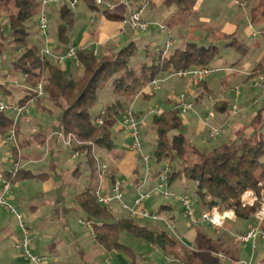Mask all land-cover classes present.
Masks as SVG:
<instances>
[{"label": "trees", "instance_id": "1", "mask_svg": "<svg viewBox=\"0 0 264 264\" xmlns=\"http://www.w3.org/2000/svg\"><path fill=\"white\" fill-rule=\"evenodd\" d=\"M84 1L91 7L102 8L94 0ZM150 1L133 0V6L139 8L143 2ZM197 2L198 0L163 1L168 8L177 7L183 19L193 15ZM11 3L16 8L15 11H11ZM59 3L57 11L61 22L58 24L57 33L61 46L65 47L70 42L68 31L75 22V10L71 9L67 0ZM239 3L247 8L250 21L260 25L261 32H264V0H239ZM250 3H253L251 7H249ZM41 4L42 0H0V15L4 11L8 12L7 24L3 25L0 22V57L7 53L8 43H13L15 48L20 50V54L13 60L12 67L18 73L25 74L23 82L27 93L19 103L24 104L34 97L37 85L43 82L45 95L62 110L59 130L65 133L73 132L78 140L84 142L78 149L89 151L86 157L91 179L86 189L78 193L75 199L78 208L84 210L88 218L94 220L93 228L99 244L110 250L119 249L130 252L129 247L120 241L121 233L129 231L137 238L157 245L166 251L167 255L178 253L179 250H176V247L180 243L177 237L143 225L130 216L117 218L109 206L97 202L94 194L97 169L92 144L96 145V152L99 149L108 152L113 150L115 142L113 125L131 106L141 88L153 80L179 70L203 66L217 67L215 62L221 51L216 41H226L224 44L227 47L234 49L242 56L249 53L250 46L237 33L218 34L209 44L197 39L188 40L176 47L171 44L170 51L166 53L164 48L159 47V50L157 48L155 52H152L150 47L146 46L145 58H142L137 66L133 65V61L139 56L141 50L135 41L117 50H105L97 54H94L95 48H79L77 57L81 72L78 76H74L53 58H43L41 55L45 45L41 39L44 36L39 31L38 22L39 33L31 30L35 24V16L39 10L41 11ZM102 10L109 19L126 20V15L113 13L107 8ZM155 26L156 24L152 25L151 29ZM9 37L11 41H8ZM148 57L151 63L146 61ZM236 64L237 62L227 66L232 67ZM262 74L264 75V62L258 63L248 77L253 78ZM109 83L112 84L118 97L94 115L92 110L98 102L99 94ZM198 86H205L204 93H213V90L207 87L205 80L199 82ZM42 97L37 99L36 105L46 109L42 103ZM220 103L223 101L217 102V109L227 111V103L225 102L223 108L220 107ZM262 113L263 110H260L251 120L252 131L249 134L240 133L235 139H226L211 149L201 150L198 152L199 158L192 162H186L187 159H185L188 153L187 135L176 132L183 126L181 110L175 105L161 114L153 115L152 127L156 133L154 162H170L167 173L168 187L175 190L176 185H180L184 188V192L189 193L187 190L190 183L194 184L196 187L194 193L198 199L196 208L202 209L198 212L220 205L225 209L234 210L238 219H254L260 203L243 206L241 197L247 189H253L261 195L264 188V184H260L264 182V116ZM97 118L102 119L103 123H97ZM12 130H15L17 136L19 124H14L12 115L6 111H0V133L9 138ZM14 150L18 151L16 147ZM179 161H182L181 166L178 165ZM140 167L141 165L137 167L138 172ZM5 176L8 180L15 181L32 177L34 174L20 168L15 175L10 171ZM114 177L116 176H109L110 180ZM138 180L141 182L142 179L139 177ZM161 210L162 208H159L157 212L161 214ZM183 251L187 256L188 264H219L220 262L217 256L219 250L215 245H202L196 250L185 248ZM260 261L264 264V257Z\"/></svg>", "mask_w": 264, "mask_h": 264}, {"label": "crops", "instance_id": "2", "mask_svg": "<svg viewBox=\"0 0 264 264\" xmlns=\"http://www.w3.org/2000/svg\"><path fill=\"white\" fill-rule=\"evenodd\" d=\"M163 1L164 0H151L150 2H143L140 4V7L145 4L143 12L144 17L147 20L149 19L151 21L154 20L155 22H159L160 17L165 15V9H163V7L166 6ZM57 4V2H51L45 6L46 10H48L46 13L49 17V23L50 11L58 12ZM232 4L239 6L242 5L245 7L244 4L237 3L236 0L231 2V5ZM87 5L88 7H91L88 3ZM91 8L93 15L89 20L90 24H95V22H93V17L97 18L98 24L96 27H93L92 30L88 29L85 24L80 25L77 30L72 33L69 29L68 36L70 42L68 45L73 44L78 48L100 47L101 51H105L111 49L117 50L122 47V43L124 41L128 40L126 44L131 41H135L139 47L141 45V49L146 46H153L155 52V49L159 48L156 43L148 42V40L140 42L139 38L133 37L132 33L125 25L124 20L109 19L102 8ZM126 10H128V8L124 5H118L112 8L111 12L126 15ZM220 11H222V4L219 1L216 2L215 0H198L195 5L193 15L187 20H183L180 12L177 11L179 16L178 20L174 21V19L171 18L165 24L168 27L167 31L170 30L171 32L173 46L175 45V42L180 43L181 45L191 39L201 40L206 37L209 39L211 38L214 41L218 34L237 33L244 41H246V38L249 40L246 41L250 46V51L247 54L248 57L257 52L259 48L257 46H259L261 41L259 38H253L252 34L255 29L253 28V23L250 21L248 11H245V14H247L248 17L244 21L237 15V13H235L233 17H228V19L217 23L216 27H214L213 14L220 13ZM75 23L76 20L74 24ZM159 32L166 33L161 31L160 28ZM181 32H186L185 38L183 37L184 35H181ZM41 39L45 46L46 44H52L53 49L57 51L65 50L68 46H61L58 39V33L57 42L50 30H48L47 37H42ZM254 46L257 47L255 50H253ZM101 51L98 50V52ZM258 52V56L253 59V61H256L255 63L247 61L243 65L239 62L232 67H228L229 65L218 66L228 68L225 70V72H227V76L222 81V88L228 86L229 81H234L236 82L235 84L242 83V90L239 94L241 100L243 101V104L239 106V115L242 116L232 118L233 120L230 123L227 119H222L221 114H219L213 122L215 125L223 126L222 135L225 136V140L237 138L240 131L245 134H249L252 131L251 121L249 126L245 125L246 123H244V121L251 115L255 116L260 110H263L264 112L263 102L261 107L258 108L257 113L254 112L253 114H249V107H252L251 102L254 106V104L257 103L254 100L260 95L264 96V91H262L260 87L254 86L252 79L248 77L254 66L260 62H264V50ZM149 59L150 57L147 58V60ZM60 64H62V67L74 76H78L81 72V65L72 58H67ZM240 66L241 69H239ZM1 68L0 102L19 103V101L27 93L26 85L24 82L16 78V71L13 67L12 69H9L6 65ZM16 74L19 75L17 72ZM198 83L199 82L195 84L197 87L196 105H198L200 110H204V108L208 107H206L208 104L207 95L209 96L212 94L204 93L205 86H198ZM190 85H192L191 81H188V86ZM206 85L209 89L215 91V86L211 85L209 81H206ZM145 90L136 95L135 100L131 103V105L137 104L139 107L137 113L141 117L146 116L144 123L146 122L152 124L153 115L148 114L152 108H148L146 106V102L149 101L150 98L145 96H147L148 93L154 96V91L148 92V90ZM17 94L20 95V98L15 100L13 96ZM170 98L171 96H169V100H171ZM215 98V106L217 102L223 101V103H220V107L223 108L225 101L223 99H218V97ZM247 105L249 107H246ZM38 109L40 111L44 110L39 107ZM6 112L9 114L8 111ZM222 112L225 111L222 110ZM244 114L248 115L242 118ZM31 115V113L24 115L19 122V131L16 136L19 144L18 151L14 150L15 144L13 140L0 133V188L3 178L6 177L5 174L12 171L16 163H19L20 168L23 171H30L34 174L32 177L11 181L12 184L14 183L15 185H13L11 191L13 189L15 190L12 192L10 191V197L8 199L10 203L20 210L19 212L22 214L24 220L33 232L35 237L33 250L47 255L48 259L46 264H145L144 262H138L137 253L133 248L121 241V236L120 241L129 247L130 252H125L119 249H107L98 243L94 230H89L86 226L80 224L79 222L78 223L86 229L73 230L70 228L66 220H64L63 217L61 218L60 215L62 212L59 208H57V202H61V199L64 200L66 197H62L63 195H60V198L55 196V193L54 196L52 195V193L57 188H61L60 186L64 183L63 177H60V180L57 181V166H60L61 164L64 166L72 164V160L75 158L72 157V152L70 150L68 154L62 153L59 149L60 141L58 138L54 137V135H51V131H48L47 133L38 132L32 138L26 137L25 131L27 132V130L31 127V123L34 122V118H32ZM34 126L35 125L32 127ZM122 131L124 130L119 125L116 131L118 135L113 133L115 138L113 150L110 152L103 150L106 151V154L108 155V157L104 158L109 164L107 183H110L109 176L113 175L120 177L123 181L124 189L126 190L127 200L131 202L136 196V186L139 183V176L137 175L139 158L130 147L129 134H127V139H123V141L119 137ZM201 133H203V131L200 128L197 129L196 137H200L202 135ZM13 162H15V164ZM11 163L14 167L6 169L5 167ZM75 165L76 167L69 172H72L75 176H77V174H79L80 166L77 164ZM66 168L67 167L64 168V173L68 172ZM157 174L158 173H154L149 177V179L153 180L154 183L156 182ZM90 179L91 175L88 173L85 181H83L81 187H79L80 190L78 189L79 191L77 193H72L70 201L66 202L68 208H72V206H74V208H78L75 196L86 189L90 183ZM149 179L146 183V187L152 188L155 184L149 183ZM33 180H38L40 185L30 184V181ZM174 203L168 202L162 204L159 208H162L161 215L176 225L175 233L168 229L162 221H159L161 223H158L159 225L157 228L160 227L159 230L165 231L171 236H175L179 239L180 244L176 247V250H179V252L177 251L178 253L167 255L166 251L159 247L163 253V261H161V263L155 262L154 264H165L167 258L173 259V261L168 264H188L186 259L187 256L183 253V250L185 248L196 250L202 245H215L219 250L218 253H224L227 256V258L218 257L220 261L229 259V255L225 252L227 250L235 256L234 259H232V264H239L238 256L240 255L241 246H247L249 242L238 243L235 239L230 240V238H225L223 240L221 237H214L211 234V231L215 230V227L210 224H200L201 226L196 228L189 227L186 223L184 210L179 213L182 206L176 202ZM144 205L149 208V200L146 201ZM159 208L154 211L159 210ZM111 209L117 218H122L119 212L125 210L121 208L119 203H114ZM198 210L201 211L202 209L198 207ZM125 212L126 216L124 217L129 216V213L127 211ZM231 222L233 223L232 227L237 229L239 233H243L246 232L251 225L256 223V218L254 217V219L249 220L236 218L234 220H229L227 224H230ZM227 224L225 229L230 228H228ZM20 235L21 228L17 216L6 207L0 205V264H29L28 260L21 254V252L15 248V243L20 238ZM152 245L157 246L155 244ZM251 250L253 255L255 250L252 246Z\"/></svg>", "mask_w": 264, "mask_h": 264}, {"label": "rangeland", "instance_id": "3", "mask_svg": "<svg viewBox=\"0 0 264 264\" xmlns=\"http://www.w3.org/2000/svg\"><path fill=\"white\" fill-rule=\"evenodd\" d=\"M216 2H220L222 4V11H220V13H215L213 14V25L214 27H216L217 23L222 22L223 20H226L231 17H233L235 15V13H237L238 16H240V18H242V20H246L247 19V14H245V11H247L246 7H243L242 5H231V2L235 1V0H215ZM60 3H58L57 5H59ZM253 5V3H250V6ZM162 7V6H161ZM177 7H163V9H165V15H162L159 19V22H155L154 20H147L144 15H143V19L147 20V21H151L154 22L156 24V26L152 29H150L147 32H138V33H134L129 29V26L125 23V25L127 26V28L130 30V32L132 33L133 37L135 38H139L140 42H144L146 40H148V42L151 43H156L159 47L164 48L165 44L168 40L173 39L170 30L167 31L166 33H160L159 32V28L160 25H165L166 22L173 18L174 21L178 20V14H177ZM160 9V8H159ZM16 8L14 7V5L11 3V11H15ZM45 11L46 7L44 8ZM40 13V10H39ZM39 13L35 16L34 20H35V24L33 27H31V30L34 33H39V31L37 30V22L39 19ZM49 13V12H48ZM7 15L8 12L4 11L2 12V14L0 15V22L3 23V25L7 24L8 19H7ZM93 15V11L91 7H88L87 3L85 1H81L78 3L77 8L75 10V20L76 23L70 28V32H74L77 30V28L82 25L85 24L88 29L92 30L93 27H96V25L98 24L97 18L93 17V22H95V24H90V18ZM159 15V14H158ZM50 16V27L49 30L51 31V34L54 35V37L56 38L57 42V28H58V24L61 22L60 17L58 12L55 11H50L49 13ZM130 16V12L129 10H126V19L128 20ZM192 15H188L187 18L182 19L183 20H187L189 17H191ZM84 20H83V19ZM82 19V20H81ZM158 21V20H157ZM84 22V23H83ZM125 22V21H124ZM184 22V21H183ZM166 26V25H165ZM167 27V26H166ZM168 28V27H167ZM253 28L256 31H261V26L258 24H253ZM186 32H181V35H184L183 37L185 38V34ZM181 37V36H180ZM191 38V37H190ZM211 39V38H210ZM208 37L201 39L202 43L205 44H209L211 42H213V39L210 40ZM246 41H249L247 38L245 39ZM8 41H11V37H9ZM260 44L257 50V52L253 53L250 57L246 56H242L240 53H238L237 51H235L232 48L227 47L224 43L225 41H216L215 43L219 45L220 47V56L217 58L216 62H215V66H220V65H230L233 64L235 62L239 63L241 62L242 65L245 64L247 61L253 62L255 63L256 61H253V59H255L258 56V51L264 50V40L260 39ZM127 41H124L122 43V46H124ZM141 44V43H140ZM173 45V41L171 43ZM48 47H50L51 49H53L52 44H46ZM180 45V43L175 42V47ZM182 45V44H181ZM8 50L7 53H5L3 56L0 57V60L3 62L2 66H8L9 69H12V62L14 59H16V57L20 54V50L16 49L15 46L13 45V43H8ZM256 46L253 47V50H255L257 48ZM98 50L101 51L100 47H97ZM112 50V49H111ZM140 54L139 56L135 57V61H133V65L137 66L138 64L141 63L142 58H145V48L141 49V45H140ZM150 51L154 52V47L150 46ZM170 51V48L168 49L167 52ZM154 55V53H152ZM4 59V61H3ZM148 63H151V59L146 60ZM0 67V70L2 69ZM255 67V66H254ZM241 69V66L240 68ZM17 72V71H16ZM15 72V76L16 78H18L20 81L23 82V76H21L18 72L19 75H17ZM227 76V72L225 71H217L212 73L211 75H209L205 80L209 81V83L213 86H215L216 89H214L215 91H213L212 96L214 95L215 97H218V99L220 100H224L226 103H228V109L225 112H222L220 110L217 109V107H214L215 110V114L216 116H218L219 114H221L222 119H227V121H231L233 120L232 118H238L240 113V107L243 104V101L241 100L240 95H236L235 91L236 88L239 87L240 88V92L242 90V86L240 84H235L236 82L234 81H229L228 86L222 88V81L224 78H226ZM257 76L250 78L253 79L256 78ZM161 79H163V81L161 82V86L162 88L158 91H154V96H152V94H147V96L145 97H149V101L146 102V106L148 108H154L155 106H159L160 108L167 110L170 108H173L175 106V104L177 103V98L179 97V95L181 93H185L187 95V98L189 101L194 102V104L196 105V94H197V87H196V83L197 81H195L194 79L191 78H180V77H176V76H170V74H165L162 75L160 77ZM188 81H191L190 86H188ZM21 84V83H20ZM148 86V84H147ZM143 87L141 88V90L138 92L140 93L143 90H148V92H152L153 90L150 89L149 87ZM256 86V85H254ZM258 87L261 88V90H264V84L262 85H258ZM145 90V91H146ZM24 95V94H23ZM169 96H171V100H169ZM15 100H18L20 98V95H15L13 96ZM117 94L115 93V91L113 90V86L111 83L107 84L106 87L100 92L99 94V99L98 102L96 103V105L94 106L92 113L98 114L104 107H106L108 104H111L116 98H117ZM214 97V98H215ZM256 99H258V102L254 104V106L252 105L251 102V106L249 107L248 105L246 107H249V114H253L254 112L257 113L258 108L261 107L262 103L264 102V96L260 95L258 96ZM42 103L43 105L46 107V109L40 111L37 107V105H33V107L31 108V117L34 118V122L31 123V127L27 130V132L25 131L26 137L28 138H32L36 133L38 132H42V133H47L48 131H51V135H54V137L58 138L59 142V149L62 151V153H67L69 152V149L67 148V146L64 144V142L62 141L61 138H59L57 135H55V132L59 131V122L61 119V115H62V110L60 107L56 106L47 95H44V97H42ZM211 100H209V96L207 95V102L208 104L206 105V107L208 106V108H204V110H200L198 105H196V112H202L200 114L196 113L195 111H188L186 113H182L181 112V117L183 118V126L177 130L176 132L180 133H184L185 135H187L188 137V153L186 155L187 161L186 162H192L195 161L199 158L198 156V152L201 150H206V149H211L212 147L220 144L221 142H223L225 140V136L224 135H220L214 139H209L208 136V127L206 125H204V123L202 122V117L205 115V113L208 111V109H211ZM216 101V98H215ZM214 101V102H215ZM254 102V101H253ZM233 104L237 105V112L234 114L230 113V109L232 108ZM133 109L134 111L138 112V105H133ZM9 114L12 115V113L10 111H8ZM29 113V114H30ZM34 115V116H33ZM248 114H244L242 118H244V116H246ZM264 115V112H263ZM215 116V118H216ZM254 115H251L250 117H248L247 122L246 120L244 121V123H246L245 125L249 126L250 121L253 119ZM214 118V119H215ZM214 119L212 120V124H214ZM117 120V122L113 125L112 130L113 133H115V135L117 134V128L120 125V121ZM33 125H35L34 127H32ZM215 125V124H214ZM152 124L149 123H144L143 127H142V134H143V139H144V143H145V151L149 154H152L154 156V149H155V145H156V133L154 128L152 127ZM230 127V126H229ZM201 129L203 131V133H201L202 135L200 137H196V133H197V129ZM147 131V132H146ZM239 133H243L244 132L240 131ZM127 134L125 131H122V133H120V138L123 141V139H127ZM118 135V134H117ZM119 138V139H120ZM13 143V142H12ZM135 153V152H134ZM136 154V153H135ZM97 155L99 156V158H106L108 157V155L106 154V151L103 150H99L97 151ZM139 158V157H138ZM72 164H69L67 166L64 165H60L57 166V181L60 180V177L64 178V183L62 184V186H60L61 188H57L52 195L54 196H58L60 197V195H63L62 197H66L64 200L61 199V202H57V208L60 209L61 213V218L63 217L64 220H66V222L69 224L70 228L73 230H84L86 229L84 226L80 225L78 223V219H85L88 218L87 213L80 209V208H74V206H72V208H68L66 202L70 201V196L72 195V193H77L80 189L79 187H81L83 181H85L86 179V175L89 173L90 174V169H89V165H88V159L86 156H80L77 159H73L72 160ZM15 164V162H13ZM167 163L170 162H160V163H156V162H152L151 164V170H152V174L154 173H158L161 169L165 168ZM182 161L178 162V165L181 166ZM80 166V170H79V174H77V176H75V174H73L71 171L72 169H74L76 167V165ZM138 165L140 167L139 172L137 173V175L143 179L144 175L146 173V169L145 167L141 164V160L138 159ZM10 167H14L11 164L7 165L5 168L9 169ZM65 167H67L66 169L68 170V172H65ZM161 172V171H160ZM82 174V175H81ZM75 176V177H74ZM149 183L155 184L153 180L149 179ZM30 184H39L40 182L38 180H33L30 181ZM14 183L12 184L11 182V188H13ZM15 186V185H14ZM79 189V190H78ZM82 189V188H81ZM163 189V188H162ZM184 188L180 185H176L175 190L178 192H184L183 190ZM15 189H13L12 191H14ZM195 190L196 187L194 184L189 185V189L187 190L189 193L187 194H191L194 203H195V208L198 204V199L196 198L195 195ZM11 191V192H12ZM65 194V195H64ZM7 199H9L10 194H7ZM61 198V197H60ZM168 202H176L174 200L171 199H166L162 196H160L159 194L154 195L153 198L149 199V208L150 210L153 212L154 210L158 209L159 206H161L162 204L168 203ZM177 203V202H176ZM175 204V203H174ZM179 204V203H178ZM181 206V204H180ZM71 207V206H70ZM117 207V206H116ZM183 207L182 209H180L179 213L183 212ZM20 211V210H19ZM121 217L126 216V212L125 211H121L119 212ZM185 219H186V223L189 227H199L201 225H192L188 219V217L185 215ZM24 218V217H23ZM236 219V218H235ZM136 221H138L139 223L143 224V225H148L152 228H156L157 230H159L160 227L157 228V226L159 225L158 223L160 220L158 221H154V220H150V219H140V218H136ZM64 222V221H62ZM228 222V221H227ZM226 222V224H227ZM226 224L222 227V228H215V230L211 231V234L214 237H221L223 240L225 238L230 240H234L235 236L239 234V232L237 231V229H235L234 227H232L233 223L231 222L230 224H227L229 229H225ZM232 227V228H231ZM161 231V230H160ZM121 241L127 245H129L131 248H133L135 250V252L137 253L138 256V262H144L145 264H154L156 263H161V261H163V253L161 251V249L157 246H153L151 243L144 241L142 239L137 238L135 235H133L132 233H130L129 231H123L121 233ZM230 243V242H228ZM239 243V242H238ZM251 246H252V242H249V244H247V246L242 245L241 246V251H240V255L238 256V262L239 264H241L244 261H248L250 260V258H252L254 261L259 262L263 257H264V239H258L257 240V249L255 250L254 254L252 255V250H251ZM227 249V248H224ZM229 256V259H225V260H221L219 262V264H232V259H234L235 256H233L230 252H228L227 250L225 251Z\"/></svg>", "mask_w": 264, "mask_h": 264}, {"label": "built area", "instance_id": "4", "mask_svg": "<svg viewBox=\"0 0 264 264\" xmlns=\"http://www.w3.org/2000/svg\"><path fill=\"white\" fill-rule=\"evenodd\" d=\"M62 0H42L41 11L38 19V28L41 34L44 37H47L49 30V17L46 11L44 10L45 6L50 2L59 3ZM69 1L70 7L72 10H76L78 3L80 0H67ZM95 3L107 9H112L118 5H124L128 8L130 12L129 19L125 20V23L129 26L132 32H147L151 29L152 25H155L154 22L147 21L143 19V12L145 8V4H143L139 8H134L133 0H94ZM239 3V0H236ZM160 30L163 32L167 31V27L165 25H160ZM253 38L257 39L262 37L264 39V32L261 31H253ZM172 43V39L168 40L165 44L164 50L165 53L168 51ZM78 47L70 44L67 46L65 51H56L51 49L47 45L42 48L41 55L43 58L51 57L58 63H63L67 58H72L80 64L77 51ZM159 50V48H158ZM98 53V49H94V54ZM2 61L0 60V67ZM228 68L225 67H211V66H203L197 68H190L185 70L175 71L170 74V76H176L180 78H191L197 82H201L205 80L209 75L217 71H225ZM21 76H25L23 73H19ZM1 80V76H0ZM163 79L157 78L148 84L147 87L152 89L153 91H158L162 88L161 82ZM253 85H262L264 84V75H259L253 79ZM264 91V90H263ZM36 95L29 99L24 104L21 103H6L0 102V111H10L13 116L14 124H19L21 118L24 115H27L31 112V108L36 104V101L39 97L45 95V89L43 86V82H40L36 89ZM236 95L240 94V88L237 87L235 91ZM209 100H211V109L209 108L205 115L202 117V122L204 125L208 127V138L214 139L220 136L223 133L222 125H214L212 124V120L215 118V98L212 95H209ZM258 102V99L255 100ZM182 113H186L188 111L196 112V105L194 102L189 101L187 95L185 93H181L177 98V103L175 104ZM208 108V107H207ZM164 109L159 106H155L152 108L148 114H161ZM234 114L237 112V105L233 104L230 109V113ZM198 114L202 112H196ZM231 113V114H233ZM146 117V116H145ZM145 117H141L138 115L136 111L133 109V105L129 106L125 112L123 113L120 119L121 128L128 132L130 136V147L136 153V155L141 160L142 165L146 169V173L144 178L139 182L136 186V196L133 201H128L126 197V190L123 186V181L120 177H114L110 180V183H107L108 173H109V164L104 158H99L97 155V147L95 144H92V153L95 157L96 161V169H97V184L94 190V194L96 196L97 202L99 204L109 206L110 208L114 203H119L121 208L129 213L130 217L133 218H142V219H150L154 221H162L164 224L170 229L173 233H175L176 225L166 219L157 211H151L144 204L146 201L151 199L154 195L159 194L160 196L176 201L181 204L184 209L185 215L188 217L190 223L192 225H200V224H210L215 228H222L227 221L234 220L236 218V214L232 209H225L220 205H214L210 209L204 210L202 212H198L197 208H195V203L189 194L186 192H178L174 189H171L167 185V173L169 171V163H167L166 167L157 174V179L154 187L147 188L146 183L151 176V164L154 162L155 158L152 154H149L145 151V143L142 134V127L145 120ZM97 123H103L102 119L97 118ZM59 138L62 139L67 148L72 152V157L77 159L80 156H86L89 151L87 149L81 151L78 149L79 146L83 145L84 142L78 140L77 136L73 132L65 133L62 130L54 133ZM10 139L13 140L15 147L19 150V144L16 137L15 130H12ZM20 169L19 163L15 164V167L12 170V174L15 175L16 172ZM264 184V182L260 183ZM163 188V189H162ZM11 191V181L7 178H3L1 188H0V205L9 209L13 214H15L19 220L21 235L20 238L15 243V248L21 252V254L28 260L29 264H46L47 255L38 253L33 250V244L35 241V237L33 235L32 230L29 225L24 220L22 214L19 212L18 208L10 203L7 199V194ZM241 202L243 206H252L256 202L260 203V207L255 212L256 223L251 225L249 229L245 233H239L234 238L239 243L252 242V247L255 250L257 248V240L264 239V188L261 191V195L253 189H247L241 197ZM78 222L84 226H86L89 230H94V220L92 218L79 219ZM219 258H227L224 253H217ZM173 261L172 258H167L165 264ZM241 264H262L261 261L256 262L252 258L248 261H244Z\"/></svg>", "mask_w": 264, "mask_h": 264}]
</instances>
